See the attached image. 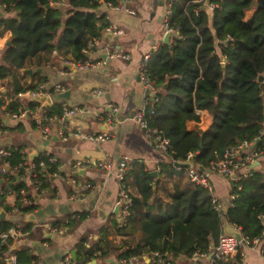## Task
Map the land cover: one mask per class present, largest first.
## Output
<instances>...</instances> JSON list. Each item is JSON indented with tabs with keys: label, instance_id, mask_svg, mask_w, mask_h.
Returning <instances> with one entry per match:
<instances>
[{
	"label": "trees",
	"instance_id": "1",
	"mask_svg": "<svg viewBox=\"0 0 264 264\" xmlns=\"http://www.w3.org/2000/svg\"><path fill=\"white\" fill-rule=\"evenodd\" d=\"M55 1L59 0H0L5 13L15 12L0 19V31L11 32V44L4 49L0 61V81L9 80L7 92L0 91V132L4 130V112L13 114L40 105L30 100L22 107L16 99L18 94L40 83L22 85L16 74L20 69L42 66L50 61L53 49L64 59L70 52L75 60L84 59V50L108 26L105 15L98 13L100 3L95 0H67L70 9L65 12L53 5ZM102 1L115 3V0ZM47 4L49 8L45 7ZM208 5H213L211 12ZM169 25L175 31L171 41L160 44L146 60V74L154 87L146 120L150 127L163 129L169 140L170 163L164 165L166 173L178 172L172 161L185 159L188 152H194L192 160L205 169L220 159L228 147L243 140L256 143L258 151L264 150V0H177L171 6ZM43 29L53 40L46 44L45 54L41 55ZM260 74L263 80L258 82ZM4 96L10 101L2 111ZM196 110H207L214 117L212 128L203 136L186 128V121L198 119ZM46 113L60 115V104L47 107ZM2 148L7 154L0 155V210L33 211L35 198L28 194L24 164L35 165L31 182L39 194L50 187V177L58 172V161L50 163L45 154L28 161L23 147ZM40 161L44 163L42 166ZM3 165L7 167L4 173ZM179 170L185 171V167ZM129 172L121 181L126 190ZM152 182L147 173L142 199L132 196L127 225L117 227V222H112L118 235L135 234L137 242L115 247L103 228L104 239L101 237L89 246L85 245V238L79 241L74 264L110 256L119 259L140 256L151 251L169 253L172 257L211 252V245L222 234V217L212 208L211 191L190 181L186 189H174L171 202L164 205L156 198ZM230 184V195L234 198L226 209L228 222L248 239L261 235L264 246V166L251 169L247 177ZM21 189L31 202L27 206L19 203ZM9 194L16 197L12 207L5 202ZM77 216L70 215L52 226L69 228ZM12 225L8 220L0 221V234ZM28 230V226L20 228L23 234ZM13 242L10 236L1 244L0 237V264H5L1 260L9 252L16 255L15 264H34L36 257L30 249L11 250ZM241 259L238 251L233 257L213 260L212 264H242Z\"/></svg>",
	"mask_w": 264,
	"mask_h": 264
},
{
	"label": "crops",
	"instance_id": "2",
	"mask_svg": "<svg viewBox=\"0 0 264 264\" xmlns=\"http://www.w3.org/2000/svg\"><path fill=\"white\" fill-rule=\"evenodd\" d=\"M98 3H100L97 8L98 13L105 15L107 27L111 26L113 31H108L106 27L102 31V36L94 39L84 54L94 59H102V54L116 47L120 53L129 55V59L114 57L106 65L78 70L71 69V64L68 63L70 66H67L65 63V61H75L73 53H68L67 59H64L53 49L50 61L40 67L26 66L16 73L22 85L45 82L49 86L60 84L65 91H69L68 98H59L58 94L52 96V105H59L65 100L81 109L67 120L68 140L62 141L56 135L59 126L56 121L52 123L51 139L44 141L31 116L14 118L5 112L2 115L4 130L0 133V147H23L28 161L42 154H50L58 161V172L50 177L48 189L37 194L31 180L26 179L28 194H32L35 198L36 207L33 211L20 213L12 209L5 212V220L13 225H18L19 228L29 227L26 233L13 238L11 250L28 247L36 257L34 264H60L64 256L72 259L73 255L75 261L79 241L85 238L84 243L89 246L101 237L104 239L103 228L107 232L106 238L115 247L120 248L137 242L135 234L118 235L112 225L113 221L117 222L114 210L121 183L116 178V173L121 160L125 159L131 165L125 186L133 197L142 199L147 173L153 178L156 198L164 205L171 202L174 189L183 190L190 186L185 171L178 169V172L172 175L166 173L164 165L170 163V157L155 147L145 131L132 120L134 111L142 105L146 96H151L145 93L146 90L139 78V67L144 59L164 43L163 38L166 33L162 28V19L167 8V0H127L125 9L120 10L105 6L102 0ZM59 7L64 12L70 9L67 0H64ZM207 10L211 12L209 6ZM1 11L3 16H0V19L15 15L13 11L9 14L4 10ZM252 11L253 9L248 10L246 16H250ZM107 32L111 35L105 36ZM43 34L40 44L41 55L45 54L46 44L53 40L45 29ZM171 38L172 34L169 42ZM8 41L11 42V32L1 30L2 55ZM27 68L33 69L32 76L24 71ZM39 68L41 72H36L35 70ZM8 83V79L0 81L2 93L7 92ZM5 99V104L1 106L2 111L10 101V98L5 97ZM16 99L22 107L27 105L28 99L30 101L26 92L18 94ZM109 104H114L117 111L113 122L107 124L102 118ZM46 108L40 104L37 113L40 114L41 109L46 111ZM196 112L198 119L186 121V128L203 136L212 128L214 117L207 110H196ZM102 132L108 133L109 139L95 141L84 138L88 134ZM83 160L89 161L90 165L82 168V173L77 172L79 169H71L72 162ZM100 161L110 162L112 165L110 171L97 167L96 163ZM263 166L264 155L256 167ZM153 172L156 175H153ZM68 175L74 178V182L65 177ZM208 178L212 195L222 204L223 212L226 211L230 203L229 179L213 172L208 173ZM85 184H89L90 188H83ZM15 200L14 194H9L5 198L6 204L10 207L15 204ZM74 214L78 215L76 217L78 219L71 227L61 232H51L52 223L60 224ZM224 217L226 218L225 215ZM222 233H224L223 224ZM241 249L242 264H264V254H261L257 248L242 246ZM11 254L16 257L14 252H9L6 256ZM209 254L173 257L174 264H212L213 259L209 258ZM107 258H113L118 263L120 260L115 256ZM107 258L90 259L87 264H107L105 262ZM147 259L146 254H143L135 258L132 264H147Z\"/></svg>",
	"mask_w": 264,
	"mask_h": 264
},
{
	"label": "built area",
	"instance_id": "3",
	"mask_svg": "<svg viewBox=\"0 0 264 264\" xmlns=\"http://www.w3.org/2000/svg\"><path fill=\"white\" fill-rule=\"evenodd\" d=\"M127 0H115V3L112 4L110 2L104 3L105 6L112 8V9H125V3ZM177 0H167V8L165 10V13L163 15L162 19V28L165 33L173 34L175 31L170 27L169 20H170V14H171V6L173 2ZM64 2V0H59L53 2V5L59 6ZM211 9L213 8V5H208ZM4 9V5L0 6V10ZM108 16L106 15V19ZM108 31H113L112 27H107ZM90 47V44L88 46V49ZM88 49L84 51H88ZM107 50V49H106ZM1 52V49H0ZM114 57H121L122 59H129V55L120 53L119 50L115 47L111 51H106V56L102 59H94L89 56H86L84 59H79L75 61H65V63L71 64V69H88L91 67H96L98 65H106L108 61ZM146 59L142 61L139 67V78L145 88V90H149L151 96L154 93V87L152 82L149 80L147 74H146ZM65 91V88L60 84H55L53 86L47 85L45 82H41L37 84L33 89L28 90L26 94L30 98V100L37 101V98L40 96H49L52 99V96L57 95L59 93H62ZM40 103V102H39ZM41 104V103H40ZM149 104V97L146 96L144 99L142 105L137 108L134 113L132 120L136 123L138 127L143 129L148 136V138L151 140L152 144L163 151L164 153L168 152L169 149V140L166 138L165 131L163 129L150 127L148 125V122L146 120V108ZM39 110V106L35 108H27L24 110L19 109L17 113L10 114L14 118H22V117H28L31 116L37 128L40 132V137L42 140H50L53 131H52V123L56 121L58 123V128L56 131V135L60 138L62 141H67L69 138V133L67 131V120L76 115L78 112L81 111L79 107L72 106L67 101L62 100L60 103V115H48L44 109H41L42 112L40 114L37 113ZM117 111V107L114 104H109L107 106V111L105 112L103 116V120L105 123L110 124L114 120V115ZM1 133V132H0ZM85 139L89 140H95V141H104L109 139V134L102 132V133H93L88 134L84 136ZM254 142H249L247 140H243L241 142H238L234 145H231L228 147L223 156L218 159L217 161L211 162L208 168H205L204 171H199L195 167L193 168H187L185 167V172L188 177V179L196 183L209 191H211V184L208 180V173H217L218 175H221L229 181H239L244 177H247L251 173V165H253L256 161H259L260 158L264 155V150L258 151L255 149V147L252 148ZM7 154V151L0 147V155ZM194 152H188L185 156V159L181 161H172V165L176 169H181L182 167H178L175 165V163H186L193 161L192 158L194 156ZM48 158V161L50 163H55L57 159L50 155L45 154ZM44 163L42 161L39 162V166H42ZM25 179L31 180V176L34 175L33 169L35 165L31 162L25 163ZM90 165L89 161L83 160V161H74L70 164L71 169L78 170V169H84ZM97 167H99L102 170L110 171L111 169V163L108 161H100L96 163ZM5 165L1 167V171L4 173L6 171ZM131 165L127 162V160L123 159L119 162L116 178L118 181H121L124 179L125 175L130 171ZM68 178V180L74 182V178L70 175L65 176ZM231 187V184H230ZM83 188H90L89 184L83 185ZM20 199L19 203L21 205H28L30 204V200L26 197V192L21 189L20 190ZM234 198V195H230V199ZM133 199L132 195L128 190H126L124 187L121 186L120 190L117 194V201L116 205H119V222H117V227H124L127 225L128 217L130 214V208L132 205ZM211 205L214 210H216L221 217L223 218L224 212H223V206L219 202V200L212 195L211 198ZM13 210H16L15 208ZM73 218V216H71ZM66 225H62L60 227L52 226L50 227L51 232H58V231H64L67 230ZM235 229L239 230L237 227L234 226ZM240 231V230H239ZM241 232V231H240ZM242 234V233H241ZM23 235V233L20 231V228L18 225H12L8 227L5 231H3L0 234L1 237V244H4L5 241L11 236V237H17ZM242 246H248L250 248H257L258 251L261 254H264V246L262 244V238L261 235L255 236L251 239L246 238L242 234V238L238 240L234 235L222 233L219 236V239L216 244H214L213 247H211V252L213 253L212 259L213 260H227L231 257H233L238 251L240 252V255L242 257ZM210 252V253H211ZM196 255H200V253H193L190 257H194ZM206 255V254H205ZM140 256H131L128 258H121L119 260L120 264H132L135 258L141 257ZM148 257L147 264H174V259L169 253H160L159 251H151L150 253L146 254ZM16 257L14 255H8L4 258H2V262L5 264H15L16 263ZM60 264H74V260H72L69 256H64Z\"/></svg>",
	"mask_w": 264,
	"mask_h": 264
},
{
	"label": "water",
	"instance_id": "4",
	"mask_svg": "<svg viewBox=\"0 0 264 264\" xmlns=\"http://www.w3.org/2000/svg\"><path fill=\"white\" fill-rule=\"evenodd\" d=\"M96 2H99L100 0H95ZM46 8H49L50 7V5L49 4H47L46 6H45ZM0 16H3V12L0 10ZM111 35V33L110 32H107V33H105V36H110ZM169 37H170V33H166L165 35H164V38H163V42L165 43V44H168L169 43ZM11 44V42L10 41H8L7 43H6V45L7 46H9ZM106 56V54H102L101 55V57H105ZM2 60V54L0 53V61ZM67 66H70L69 64H66ZM24 71L26 72V73H28L30 76H32L33 75V69H31V68H27V69H24ZM36 72H41V69L39 68V69H36L35 70ZM258 82H261L262 80H263V75H259L258 76ZM145 93L146 94H149L150 93V91L147 89L146 91H145ZM59 98H68L69 97V91H64V92H62V93H59L58 95H57ZM37 101L38 102H40L41 104H42V106L43 107H48V106H51L52 105V99L49 97V96H40V97H38L37 98ZM255 145H256V143H254L253 144V146H252V148L253 147H255ZM200 146H202L201 144H200ZM175 165L176 166H178V167H187V168H193V167H195L196 169H198L199 171H204V167L202 166V165H200V164H195L194 163V161H190V162H186V163H180V162H177V163H175ZM259 165V161H256L253 165H251V168H255L256 166H258ZM78 173H82L83 172V169H79L78 171H77ZM153 175H156V173L155 172H153L152 173ZM119 211H120V209H119V205H116L115 206V210H114V212H115V214H116V216H117V222H119V218H118V216H119ZM225 213H226V211H224V215H225ZM5 220V211L4 210H0V221H4ZM222 224H223V231H224V233H226V234H231V235H234L238 240H240L241 238H242V234H241V232L239 231V230H237V229H235L229 222H228V220L224 217L223 219H222ZM212 247L214 246V244H212L211 245ZM212 255H213V253L211 252L210 254H209V258L211 259L212 258ZM72 259L74 260L75 259V256L73 255L72 256ZM93 262H95V260L93 261ZM105 262L107 263V264H119L117 261H115L113 258H107V259H105Z\"/></svg>",
	"mask_w": 264,
	"mask_h": 264
},
{
	"label": "rangeland",
	"instance_id": "5",
	"mask_svg": "<svg viewBox=\"0 0 264 264\" xmlns=\"http://www.w3.org/2000/svg\"><path fill=\"white\" fill-rule=\"evenodd\" d=\"M246 14L248 15V11H247V13H246ZM28 102H29V99H28ZM28 102H27V103H28ZM25 106H26V105H25ZM208 180H209V178H208Z\"/></svg>",
	"mask_w": 264,
	"mask_h": 264
}]
</instances>
